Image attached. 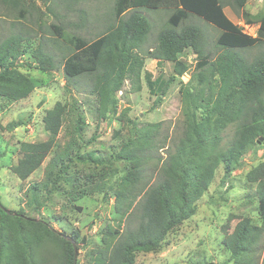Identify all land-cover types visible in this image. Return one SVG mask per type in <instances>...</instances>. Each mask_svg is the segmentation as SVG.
I'll return each instance as SVG.
<instances>
[{
  "label": "trees",
  "instance_id": "16d2710c",
  "mask_svg": "<svg viewBox=\"0 0 264 264\" xmlns=\"http://www.w3.org/2000/svg\"><path fill=\"white\" fill-rule=\"evenodd\" d=\"M42 2L47 3L46 0ZM247 2L232 0V5L243 10L246 23L252 25L251 14L245 11ZM141 9L172 11L169 27L159 32L157 44L148 51V58L156 60L157 65L172 63L174 75L168 81L162 75L153 80V75L146 72L150 91L158 89L163 96L171 82L187 72L180 57L188 49L199 58L196 65L198 80L193 84L192 78L181 90L186 115L183 136L172 152L167 150L161 168L163 178L151 188L140 211L143 220L136 227H130L117 243L123 218L133 210L137 197L149 185L142 182L145 161L151 158L144 153L154 151L161 125L151 124L143 129H136L134 125L130 128L131 134L117 157L125 162L124 175L117 186L110 185V179L107 183L114 191L113 215L117 226L110 223L105 226L101 246L91 251L93 264H135L138 254L159 252L167 236L196 214L198 202L208 191L217 169L223 165L229 173L239 168L246 153L261 137L264 138V56L248 61L237 52V49L264 43V14L258 16L257 33L252 36L229 19L221 0H117L115 22L106 27L104 34L92 42L80 37L69 40L73 52L63 64L67 85L89 77V92L95 96L98 117L118 116L117 93L132 67L143 66V58L135 51L148 43L151 33L150 20ZM189 14L221 30L217 44L222 52L214 59L204 54L199 27H180ZM22 44L23 39L18 36L0 44L1 99L17 102L29 97L35 89L34 81L19 70L18 59L27 52ZM33 56L42 70L56 68L53 57L39 47ZM121 113L120 119L130 123L125 113ZM68 115L71 112L67 106L58 102L43 118L49 139L36 143L19 142L21 157L13 172L21 182L27 181L52 153ZM230 124L236 129L228 141L223 134ZM23 125L19 120L11 123L9 128L12 130ZM85 125L79 112L70 131L71 139L49 159L44 180L33 183L27 190L34 208L40 209L41 199H48L57 189L60 191L63 182L74 183L67 193L70 203L81 200L88 189L95 187L92 173L77 170L78 163L102 165L105 162L96 151L82 152L78 146L76 136L81 137ZM70 176H74L73 182ZM247 180L258 186L262 225L245 217L231 233L225 231L223 243L231 252L234 264H256L250 255L254 254V246L264 236V163L252 169ZM102 188L97 187V191ZM67 237L77 244L78 233L63 236L47 221L36 223L23 211L7 209L0 198V264H79L77 260L75 262L74 247Z\"/></svg>",
  "mask_w": 264,
  "mask_h": 264
},
{
  "label": "rangeland",
  "instance_id": "374dc122",
  "mask_svg": "<svg viewBox=\"0 0 264 264\" xmlns=\"http://www.w3.org/2000/svg\"><path fill=\"white\" fill-rule=\"evenodd\" d=\"M0 0V44L12 36L23 39L25 54L18 59L20 72L35 83V89L29 97L12 102L0 98V198L3 205L13 211H23L29 219L38 223L47 221L54 230L63 236L78 233L77 241L79 264H93L91 251L101 246V237L107 224L117 226L114 221V191L108 187L117 186L124 175L125 162L118 159L123 143L131 134L130 128L143 129L151 124L160 127L155 139L153 152L144 153L151 157L145 161L143 183H148L144 193L137 197L133 210L123 218L121 236L123 238L130 227H136L143 219L140 213L146 196L162 178V163L168 151L175 148L183 136L184 120L183 96L181 90L193 78L197 83L196 65L198 55L191 49L180 57L187 72L171 82L162 96L160 90L151 92L145 79L146 72L153 80L162 75L166 81L174 75V65L165 62L157 65L148 58V51L157 44L161 30L169 27L172 13L168 9L140 11L151 23L148 43L135 51L143 60L139 66H133L117 93L118 116L101 119L96 112V99L89 92V77H82L74 85H67L63 64L73 52L69 40L80 37L92 42L104 34L106 27L116 19L117 0ZM228 17L249 35H255L258 29V16L264 14V0H248L245 11L251 14L252 25L246 23L243 10L232 5V0H221ZM195 25L202 31L204 54L217 57L222 50L217 44L221 34L214 25L202 18L189 14L181 28ZM53 57L56 68L42 70L33 56L35 49ZM248 61L264 56V43L254 47L237 49ZM159 98H161L159 100ZM159 101L158 103H156ZM58 102L67 106L71 115L67 116L65 126L55 140L54 149L44 164L25 182H21L13 172V167L21 157L19 142L36 143L49 139L43 118L46 112ZM81 113L86 125L77 144L82 152L96 151L104 159L102 165L77 164L80 172L92 173L94 188L88 189L81 200L68 202L67 193L74 183L63 182L48 199H41L40 209L34 208L27 192L33 183L44 180L45 167L51 157L61 151L71 139L72 125L77 114ZM121 112L130 119H120ZM22 120L24 125L10 129L13 122ZM236 126L230 124L224 132L226 140L234 136ZM120 132V135H119ZM139 135V134H138ZM75 138V139H76ZM94 138V139H93ZM225 140V141H226ZM257 141V140H256ZM165 146L163 149L159 147ZM170 147V148H169ZM264 163V138L256 142L242 158L239 168L227 172L221 165L206 194L198 202L196 214L171 232L162 249L157 253H140L135 264H234L231 252L223 243L225 231H233L235 225L245 217L253 219L261 226L259 215L257 184L249 183L248 173ZM74 173V170H71ZM74 181V176H70ZM97 187H103L97 191ZM44 197V195L42 196ZM250 255L256 264H262L264 256V236L254 246Z\"/></svg>",
  "mask_w": 264,
  "mask_h": 264
},
{
  "label": "water",
  "instance_id": "95a60500",
  "mask_svg": "<svg viewBox=\"0 0 264 264\" xmlns=\"http://www.w3.org/2000/svg\"><path fill=\"white\" fill-rule=\"evenodd\" d=\"M67 239H68L69 241H71L72 244H73V247H74V253H75V262H76V260H77V258H78V246H77V244H76V241H74L71 237H67Z\"/></svg>",
  "mask_w": 264,
  "mask_h": 264
},
{
  "label": "crops",
  "instance_id": "0c3cea01",
  "mask_svg": "<svg viewBox=\"0 0 264 264\" xmlns=\"http://www.w3.org/2000/svg\"><path fill=\"white\" fill-rule=\"evenodd\" d=\"M224 11H225V9H224ZM226 13V12H225ZM227 15V14H226ZM228 16V15H227ZM230 19V18H229ZM231 20V19H230ZM232 21V20H231ZM257 33V32H256ZM252 36H255V35H252ZM156 61V60H155ZM157 62V61H156Z\"/></svg>",
  "mask_w": 264,
  "mask_h": 264
}]
</instances>
